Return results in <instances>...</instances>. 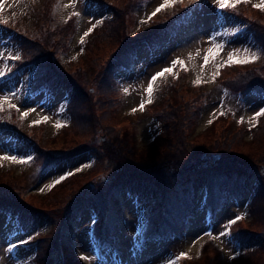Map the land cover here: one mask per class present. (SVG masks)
<instances>
[{
  "label": "rangeland",
  "instance_id": "374dc122",
  "mask_svg": "<svg viewBox=\"0 0 264 264\" xmlns=\"http://www.w3.org/2000/svg\"><path fill=\"white\" fill-rule=\"evenodd\" d=\"M53 2L0 0L3 5L0 21H7L0 22V72L4 73L0 76V101L9 98L0 111V156L22 159L31 156L26 164L0 160V191L12 184L18 190L15 197L11 196L13 200L23 201L30 209L35 206L45 211L39 213L44 218H39L29 230L18 229L19 225L12 218L8 219L9 223L0 224V264H94L92 258L98 245L91 234H96L92 227L98 219L105 224L101 226V234L112 242L103 249L113 259L104 251L97 253L107 262L105 264H264V219L251 216L254 204L264 206V190L261 197L256 195L260 184H264V173L262 175L258 167H264V116L255 127L249 123L257 111L264 109V31L253 29V18L264 23V11L252 7L261 0L241 2L223 11L218 10L214 0H201L192 4L188 15L182 5L190 4L189 0L183 3L177 0L174 6L162 9L155 16L151 14L164 0H61L54 16L49 17ZM73 12L79 15L73 16ZM97 21L102 23L97 24ZM165 23L160 30V24ZM242 23L249 25L239 30ZM94 24L93 31L81 44L80 38ZM37 32L55 33L54 43L48 45L44 38L42 46L48 47L41 48L48 51L56 70L69 73L71 77L76 76L74 70L84 72L81 87L90 92L92 100L99 98L102 86L95 77L97 68L105 71L109 88L103 97V108L95 109L103 124L97 132L84 133L77 119L69 116L73 98L67 94L61 97L65 99L62 106L56 98H40L48 102L41 108L45 112L55 111L52 114L32 109L27 98L19 111L9 108V103H19L18 95L24 96L27 86L33 87L32 78H36L41 68L38 64L47 66L42 54L38 55L32 47L33 43L21 38L25 35L33 40ZM129 43H135L131 52ZM215 45H223V49L217 50ZM209 48L216 54L209 56L205 64L204 56ZM244 50L260 58L249 64H225L216 74L217 67L227 61L229 53L243 57ZM16 55L20 59H9ZM112 56L120 60H110ZM176 60L186 61L183 63L186 72L182 71L181 64L173 68ZM113 62L116 65L111 74L107 68L112 69ZM177 67L181 68L179 75ZM15 68L23 72L17 74ZM166 68L172 71L157 78L151 103H145L144 109L139 110L141 101L149 99L146 89L151 77ZM197 78L200 83L194 84ZM203 88L205 97L201 98ZM133 108L137 111L133 112ZM198 109L200 113L196 117ZM24 112L28 115L22 118ZM221 112L224 115H220ZM178 117L182 119L183 140L187 141L189 152L196 154L200 165L218 167L222 178L219 183L224 181L227 170H242L238 173L246 180L242 193L237 194L229 181H225L226 190H216L217 198L201 201L205 183L193 171L175 175L171 180L142 175L146 179L143 188L156 192L142 199L126 185H122L117 195L110 183L112 179L93 181L97 176L109 178L114 166L113 161L97 151L96 144L105 145L96 143L98 134L103 135L101 140H109L110 145L120 149L119 157L125 163L143 169L175 153L172 124ZM240 120L243 123H238ZM57 122L63 126L55 127ZM224 141H228L231 149L226 153L218 152ZM80 145L89 152L87 158L80 162L75 156L63 159L74 146ZM212 153L217 154L213 159L209 157ZM220 153L231 155L226 159L228 169L218 166L223 165V160L217 163ZM55 155L58 157L51 163ZM170 170L174 173V169ZM82 171L89 175L77 177L70 183L73 175L69 173ZM64 175L69 177L61 179ZM57 180L60 183L56 184ZM189 180L200 183L193 190L195 203L189 214L186 216L187 205L191 203L186 199L182 215L176 219L179 227L174 233L169 232V226L157 227L158 234L145 237L152 223L155 226L152 219L158 218L155 200L163 188L179 197L181 192H189ZM87 182H91L90 187L86 186ZM74 189L80 194L77 191L71 196ZM107 189L109 200L102 198L104 209H99L98 214L92 208L85 209L84 213L83 210L71 211L76 196L81 198L86 192L95 195L98 191L105 194L103 191ZM64 192L69 201L65 200ZM225 192L229 195L223 196ZM74 212L76 216L83 213L84 218L76 219ZM185 216L187 227L183 229ZM237 216L243 218L232 225L228 236H221L222 231L228 230L224 226ZM250 223L255 225V230L250 229ZM181 253L187 258L177 259Z\"/></svg>",
  "mask_w": 264,
  "mask_h": 264
},
{
  "label": "trees",
  "instance_id": "16d2710c",
  "mask_svg": "<svg viewBox=\"0 0 264 264\" xmlns=\"http://www.w3.org/2000/svg\"><path fill=\"white\" fill-rule=\"evenodd\" d=\"M49 14H50V8H49ZM49 17H53V16L49 15ZM253 22H254L253 29L257 28L259 32L264 31V23L260 19L257 20V18H253ZM53 36H55V33L53 32L49 34H44V33L40 34L39 32H37L34 35L33 40L32 37L30 38V36H25V35L21 36L27 39V41L33 43L32 47L36 48L38 55L42 54L41 56L42 59L47 63L46 69H50L51 67H53L52 62L50 60L51 56L49 55L47 50L42 49L41 47L43 48L48 47L47 45L42 46L44 38L47 39L46 43L48 45H52L54 43V41L52 40ZM115 57L116 56H112V59H114ZM36 58L37 57L34 56V59ZM38 65L42 69H45V66L43 64H38ZM73 72L75 73L76 76L73 78L74 84L72 89L75 100L79 101L80 103L79 107L81 110L80 111L81 114H76L75 118L77 119V122L82 125L81 127L84 133H87L89 131H91V133L97 132L99 129L103 127V124H101V122L99 121L100 119H98L97 113H95L96 112L95 109L97 110L103 108V97H105L104 96L105 91H107L109 88V85L107 83V76L104 75L105 71H103V68H97L95 77L97 78L98 83L102 86H100L99 89L100 90L99 98L97 100H92L90 97V92L88 90L85 91L81 87V84L84 85L83 82H81V80L84 79L85 77L84 72L82 70H74ZM253 73H254L253 70H251L250 76H252ZM76 110H77V104L74 105L71 111L76 112ZM198 112L199 109L197 110L196 117ZM181 123H182V119L178 117L177 121H175V123L172 124V132L175 139L172 149H175V153L172 156H170L169 159H166V157H162L161 161H159L158 163L145 166L143 169H137L125 163L123 158L119 157V154L121 152L120 149L110 145V143L108 142L109 140H101L103 138V135L98 134L95 138L96 143L97 142L103 143L102 145L104 144L105 145L99 146L98 144H96V146H98L97 151H101V153L105 155L106 158L113 161L114 166L112 168L113 173L109 178L97 176L94 177L93 181H95L96 179L100 181L112 179L110 183L114 186L117 195L122 185H126L127 188L130 187L134 191V193L138 198L142 199L144 197L147 198L148 196H153L156 193L154 190L149 191L148 189L145 190L143 188V186L146 184V179L142 175H152L158 180H171L174 178L175 175L181 176L184 173L193 171L196 173L197 176L203 178V182L205 183L206 190L205 188H203L202 197H205L206 201H208L209 197L211 198L218 197V195L216 194V190H219L220 192L222 188L225 189L223 187V182L225 181H229L230 185L233 187L234 191L237 192V194L241 193V189L244 188L246 185L245 178L242 179V181L239 183L240 175L238 173L242 170H235L234 168L227 170L226 171L227 176L225 177L224 181L219 183L218 181L221 180L222 178L220 177V170L218 169V167H215V165H204V166L200 165L198 163V160L196 159V154H192L189 152L187 148V141L183 140V133H182L183 126ZM89 137L91 139V137L93 136H89ZM74 148L76 147L74 146ZM77 149L86 150V147L80 145L77 146ZM230 149L231 147L228 141H224L221 144L219 150L217 151L221 153H226ZM221 153H220L219 161H217V163H219L220 160H223L222 162L223 165H218V166L224 169H228V167L226 166L227 163L226 159L231 157V155L223 156ZM171 168L174 169V173L176 174L173 173V170H170ZM132 173L140 174V176H133ZM87 175L89 174L87 173L76 174L73 176V179L70 180V183L74 181V178L77 179V177H84ZM188 182L190 183L189 192L183 191L180 193L179 197H177L173 192H168L167 189L163 188L161 195L157 200H155V205L157 206L156 211H159L158 218L152 219L151 221L155 223V227H160L163 229L169 226V229H173V230L177 229L179 225L176 222V219L182 215V209L186 206L185 205L186 199L191 203V206L187 205L189 208L187 210V215H188L190 208L195 203V197H193V190H194L193 186L195 184L199 185L200 183L198 181L192 182V180H189ZM59 188H61L60 185ZM263 190H264V184H260L259 188L257 189L256 195L261 197ZM77 191L80 194L79 190L74 189L75 194L74 192L71 191L70 195L71 196L76 195ZM15 192H18V190L15 189V187L12 186V184L6 185L5 188L0 191V207H4L6 209H15L25 204L21 200H17L16 202L13 201L11 196L13 195L15 197ZM103 192L105 194L98 191L96 192L95 195L86 192L85 194H83L86 196L84 197L83 195H81L83 197L80 199L81 201L87 200L92 204L96 202L99 209H104L103 208L104 200L102 198H105L108 201L109 189L104 190ZM188 194L190 196L187 198ZM227 195L229 194H226L225 192L223 196H227ZM262 197H264V195H262ZM64 198L66 201H69V197L66 192H64ZM117 199L118 198H116V200ZM78 200L79 199H77L76 196L73 199V202H78ZM111 200H112V195H111ZM39 213H45V211L38 210L35 206L32 207L29 215L31 221H36L39 218L41 219L44 218L43 216L39 215ZM251 214H252L251 216H253L257 220L264 219V206L260 203L254 204L251 207ZM151 215L152 214H150V216ZM186 216L182 218L183 227L185 226ZM153 225L154 224L152 223V227H154ZM101 226L103 225H101L99 222L95 223L94 228L96 233H100V230H102ZM250 229L252 231L255 230V225L253 223H250ZM238 232H241V230H238ZM257 233H261V232H257Z\"/></svg>",
  "mask_w": 264,
  "mask_h": 264
},
{
  "label": "snow or ice",
  "instance_id": "6c2138e0",
  "mask_svg": "<svg viewBox=\"0 0 264 264\" xmlns=\"http://www.w3.org/2000/svg\"><path fill=\"white\" fill-rule=\"evenodd\" d=\"M179 2L180 3H183V0H179ZM199 2H201V0H189V3L190 4H195V3H199ZM241 2L248 3V0H214L215 5L218 6V10H220V11H223L225 9L235 8ZM176 3H177V0H164V3L161 4L159 7H157L156 10L151 14V16H155L162 9H164L166 7L174 6ZM2 7H3V5L0 4V8H2ZM252 7L253 8H256V9H260L261 11H264V0H261V2L258 3V4H253ZM72 15L73 16H76V15H79V14L76 13V12H73ZM151 16H149V18H148L149 20L151 19ZM0 22L7 23V21H0ZM96 23L97 24L98 23H102V21H97ZM94 27H95V24L93 25V27L89 28L88 31H86L84 33V35L80 38V43L81 44L84 43V37H87L93 31V28ZM215 49L222 50L223 49V45H215ZM244 51H245L246 54L243 57L238 56L235 52L229 53L228 54V57H227V61L224 62V63H222V64H220L217 67V73L216 74H218L220 67H224L225 64H227L229 66L230 65H233V64H241V65L242 64H249V63L254 62V61H256L257 59L260 58L254 52L251 53V54H247V50H244ZM214 54H216L214 52V49L213 48H209L208 49V53L204 56V62H205V64L208 63L209 56L214 55ZM9 59H20V57L18 55H16V56L9 57ZM177 64H181L182 65L183 62L182 61H179V60L173 61V68ZM171 71H172V68H166L163 71L158 72V73H156L155 75H153L151 77V80L149 81L148 86H147V89H146V94L149 97V99L147 101H141V103L139 105V110L142 111L144 109L145 103H151V97H152V94H153V84L157 80V78L158 77H162L165 74V72H171ZM3 74H4L3 72H0V76H2ZM213 79H215V74L213 75ZM198 83H200L199 78H197V80L194 81V84H198ZM124 91L127 92V89H125ZM8 101H9V98L8 97H4L3 100L0 101V111L3 110L2 105L4 103H8ZM8 106H9V108H15L16 107L15 105L10 104V103H9ZM17 110L19 111V109H17ZM132 111L135 112V111H137V109L136 108H133ZM27 115H28L27 112L22 113V118H23V116H27ZM220 115H224V113L221 112ZM262 116H264V109H260L259 111H257L250 118V120H249L250 125L252 127H255L256 126V122ZM43 119L44 120H47L48 117H43ZM38 122L39 121H37L36 123H38ZM211 122L212 121L209 120V123H211ZM238 123H243V120L238 121ZM62 126L63 125L61 123H59V122H57V124L55 125V127H57V128L62 127ZM0 160H10L13 163L26 164V163H28L31 160V156H29L27 159L18 158L16 156H0ZM70 174L71 173H69V175ZM61 179H63V177ZM55 183L56 184L60 183V180L55 181ZM49 187H52V185H49ZM242 218H243L242 216H237L236 219L230 220L228 222V224L224 226L225 229H228V230L222 231L220 233V235L221 236H228L230 234V229H231L232 225H234L238 220H240ZM182 258H187L185 253H181V255L177 259H182Z\"/></svg>",
  "mask_w": 264,
  "mask_h": 264
},
{
  "label": "water",
  "instance_id": "95a60500",
  "mask_svg": "<svg viewBox=\"0 0 264 264\" xmlns=\"http://www.w3.org/2000/svg\"><path fill=\"white\" fill-rule=\"evenodd\" d=\"M209 156H210L211 159H213L215 157V154H210ZM260 168L262 169L264 167L263 166H260Z\"/></svg>",
  "mask_w": 264,
  "mask_h": 264
}]
</instances>
